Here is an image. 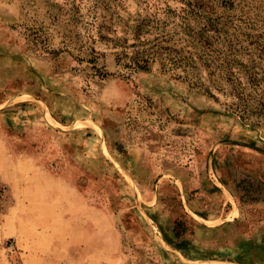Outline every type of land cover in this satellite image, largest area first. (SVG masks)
<instances>
[{
    "label": "rangeland",
    "instance_id": "1",
    "mask_svg": "<svg viewBox=\"0 0 264 264\" xmlns=\"http://www.w3.org/2000/svg\"><path fill=\"white\" fill-rule=\"evenodd\" d=\"M138 32L178 53L123 68ZM247 52L264 0H0V264H264V130L199 59ZM19 161L70 194L48 254L2 225Z\"/></svg>",
    "mask_w": 264,
    "mask_h": 264
},
{
    "label": "trees",
    "instance_id": "2",
    "mask_svg": "<svg viewBox=\"0 0 264 264\" xmlns=\"http://www.w3.org/2000/svg\"><path fill=\"white\" fill-rule=\"evenodd\" d=\"M143 27L144 25L138 27L139 32H141V28ZM139 32L134 35L135 43L129 46V48L132 49L131 55L129 57L124 55L126 62L122 65L123 68L145 73L149 70L150 63H152L154 59L159 61L161 68H165L166 59L162 58L163 54L178 53V51L163 45L168 43L166 39L160 42L157 40L154 44L146 42L141 39V33ZM254 45L258 46L257 43H254ZM254 51L256 52L259 50L255 48ZM245 56L249 62L248 65L239 63V61L231 57L230 54L225 55L223 58L217 56L208 58L207 54H203L202 58L199 59L202 60L203 66L207 70H211H209L210 72L208 73L209 77H216L219 81L211 84L210 87L222 97L232 100L229 107L235 114H239L238 118L253 128L264 130V70L257 69L258 67L252 60V56H254L253 53L247 52ZM261 56L259 52L255 55V58L261 61ZM168 61L170 63L172 62V60ZM178 64H181L180 61ZM172 65L180 66L173 63ZM188 67L194 68L193 66ZM256 69L259 73L256 72ZM204 92L208 98L216 100L214 95L209 93L207 88H205ZM176 228H178V223H176L173 231L176 230Z\"/></svg>",
    "mask_w": 264,
    "mask_h": 264
},
{
    "label": "crops",
    "instance_id": "3",
    "mask_svg": "<svg viewBox=\"0 0 264 264\" xmlns=\"http://www.w3.org/2000/svg\"><path fill=\"white\" fill-rule=\"evenodd\" d=\"M30 168V165L19 161L13 166V175L6 179L11 185V191L15 192L16 201L2 225L15 228L28 221L34 228L45 231L42 232V235L45 240V251L48 254L51 253L52 247L58 249L61 247L60 241L56 243L53 238L50 241L49 231L65 229L68 217H72L75 213L72 212L67 216L65 199L70 194L64 189L62 190L57 182L54 184L58 190L53 191V180L42 173L31 172L28 174ZM63 244L62 246H64ZM70 244L74 245L75 243L70 242Z\"/></svg>",
    "mask_w": 264,
    "mask_h": 264
}]
</instances>
